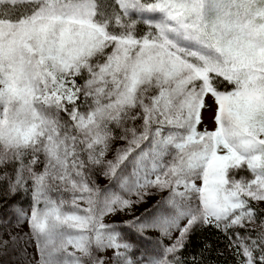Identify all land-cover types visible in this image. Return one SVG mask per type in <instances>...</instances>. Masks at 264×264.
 I'll return each mask as SVG.
<instances>
[{"label": "rangeland", "instance_id": "rangeland-1", "mask_svg": "<svg viewBox=\"0 0 264 264\" xmlns=\"http://www.w3.org/2000/svg\"><path fill=\"white\" fill-rule=\"evenodd\" d=\"M25 2L0 22V264H164L194 224H254L264 0H118L161 41L107 36L92 0H0Z\"/></svg>", "mask_w": 264, "mask_h": 264}, {"label": "trees", "instance_id": "trees-1", "mask_svg": "<svg viewBox=\"0 0 264 264\" xmlns=\"http://www.w3.org/2000/svg\"><path fill=\"white\" fill-rule=\"evenodd\" d=\"M92 23L109 37H128L133 40H159L160 32L134 13H125L118 0H92ZM39 4L0 3V22L16 23L33 16ZM210 87L218 92L237 89L235 80L220 77L210 79ZM13 182H0V211L16 205ZM254 224L221 228L214 225L194 224L187 231L179 249L167 257L164 264H236L235 254L245 261L249 255L252 264H264V211L252 208ZM231 249V250H230ZM246 255V256H245Z\"/></svg>", "mask_w": 264, "mask_h": 264}]
</instances>
